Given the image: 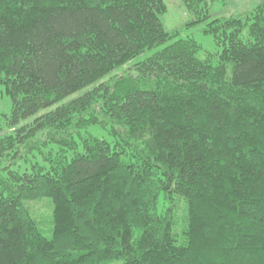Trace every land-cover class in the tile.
Listing matches in <instances>:
<instances>
[{"label": "trees", "instance_id": "obj_1", "mask_svg": "<svg viewBox=\"0 0 264 264\" xmlns=\"http://www.w3.org/2000/svg\"><path fill=\"white\" fill-rule=\"evenodd\" d=\"M182 2L192 24L208 17ZM165 12L0 0V264H264V0L206 25L215 62L166 32ZM33 148L48 166L20 171ZM43 198L50 239L29 208Z\"/></svg>", "mask_w": 264, "mask_h": 264}, {"label": "rangeland", "instance_id": "obj_2", "mask_svg": "<svg viewBox=\"0 0 264 264\" xmlns=\"http://www.w3.org/2000/svg\"><path fill=\"white\" fill-rule=\"evenodd\" d=\"M166 6V12L161 16V21L166 32L173 33L178 32V38H193L201 47L202 52L199 54L200 58H204L205 54H212V61L215 62V55L220 51V48L216 46L211 35L205 34L203 29L206 25L214 19L239 17L245 20L246 16L251 14L254 8L261 3L262 0H205L208 7V17L198 24H192L194 17L191 15L185 7L182 0H162ZM244 36V35H243ZM242 36V38H243ZM173 40L167 41L165 44L158 46L150 51H147L140 57L136 58V61L141 60L144 56L150 55L151 52L161 49L165 45L172 43ZM130 65L114 70L107 77L114 75H121L124 69ZM74 97V96H72ZM69 99V98H68ZM11 112V99L5 93L3 85L0 83V125H3L5 117L9 116ZM31 119V118H30ZM29 120L21 122L26 123ZM88 133L103 138L107 141H111L110 136L106 130L101 129L98 126H92L88 129ZM42 151H46L41 147ZM80 151V147L78 148ZM72 151H67L66 156L71 158ZM43 155L37 148L31 149V151L21 153L16 167L20 168V171H26L32 163L39 164L41 166H48L46 161H43ZM29 208L33 217L36 219L39 231L47 238H51V213L52 203L49 198H43L34 203L29 204ZM182 228V221L179 219L175 228L177 234L180 233ZM105 264H122L120 260L112 261Z\"/></svg>", "mask_w": 264, "mask_h": 264}]
</instances>
